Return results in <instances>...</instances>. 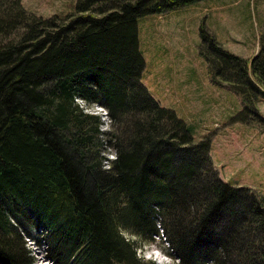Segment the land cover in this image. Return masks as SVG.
Listing matches in <instances>:
<instances>
[{
	"label": "trees",
	"instance_id": "trees-1",
	"mask_svg": "<svg viewBox=\"0 0 264 264\" xmlns=\"http://www.w3.org/2000/svg\"><path fill=\"white\" fill-rule=\"evenodd\" d=\"M197 1L77 0L42 17L0 0V264H34L26 238L52 264H141L122 231L162 234L180 264H264V197L222 180L210 139L142 83L138 17ZM199 35L210 79L242 100L236 119L263 120L264 31L250 58L204 22ZM108 148L119 158L104 171Z\"/></svg>",
	"mask_w": 264,
	"mask_h": 264
},
{
	"label": "rangeland",
	"instance_id": "rangeland-1",
	"mask_svg": "<svg viewBox=\"0 0 264 264\" xmlns=\"http://www.w3.org/2000/svg\"><path fill=\"white\" fill-rule=\"evenodd\" d=\"M76 1L21 3L29 12L50 17L73 12ZM202 22L223 47L250 58L264 31V0H199L138 17L139 48L145 61L142 83L162 106L188 124L195 142L210 139V155L222 180L250 187L264 197V98L257 103L263 120L245 123L236 119L243 108L240 96L228 85L212 82L199 53ZM85 106V111L95 109ZM156 238L161 247L168 245L162 234ZM26 245L34 249V264H52L32 240L26 238Z\"/></svg>",
	"mask_w": 264,
	"mask_h": 264
},
{
	"label": "clouds",
	"instance_id": "clouds-1",
	"mask_svg": "<svg viewBox=\"0 0 264 264\" xmlns=\"http://www.w3.org/2000/svg\"><path fill=\"white\" fill-rule=\"evenodd\" d=\"M78 100H84L85 103H91L95 105L96 110L93 111H85V115H95L100 117L101 125L99 126V132L101 134L110 133L113 131L111 127V121L108 117V110L101 105L96 104L95 101L89 102L87 98L78 97ZM101 113H104L101 116ZM107 121V122H105ZM103 156L106 157L105 161L102 163V168L104 171H111L114 163L118 160V152L115 149L108 148L105 152L102 153ZM121 235L124 237L126 243H137L138 246L134 249L136 253L137 260L141 261V264H180L177 258L171 256L164 247L160 246V239L156 238L152 241H143V238L138 233L131 234V238L129 239V234L127 232L122 231Z\"/></svg>",
	"mask_w": 264,
	"mask_h": 264
}]
</instances>
